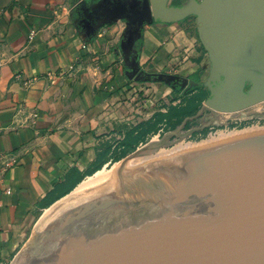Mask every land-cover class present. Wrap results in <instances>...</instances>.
Returning a JSON list of instances; mask_svg holds the SVG:
<instances>
[{
  "label": "crops",
  "instance_id": "1",
  "mask_svg": "<svg viewBox=\"0 0 264 264\" xmlns=\"http://www.w3.org/2000/svg\"><path fill=\"white\" fill-rule=\"evenodd\" d=\"M96 6L106 20L82 17L75 0H0V153L15 161L0 171L2 260L107 166L109 142L129 130L134 146L158 113L229 100L261 76L218 59L264 60V0Z\"/></svg>",
  "mask_w": 264,
  "mask_h": 264
},
{
  "label": "water",
  "instance_id": "2",
  "mask_svg": "<svg viewBox=\"0 0 264 264\" xmlns=\"http://www.w3.org/2000/svg\"><path fill=\"white\" fill-rule=\"evenodd\" d=\"M218 60L264 74L263 65ZM252 99L237 93L219 109ZM208 107L136 155L156 154L209 126L218 112L183 129ZM128 164L49 208L11 264H264V129Z\"/></svg>",
  "mask_w": 264,
  "mask_h": 264
},
{
  "label": "rangeland",
  "instance_id": "3",
  "mask_svg": "<svg viewBox=\"0 0 264 264\" xmlns=\"http://www.w3.org/2000/svg\"><path fill=\"white\" fill-rule=\"evenodd\" d=\"M100 1L101 0H75L77 11L82 17L86 18L89 21L96 22L100 19L106 20L107 15L101 12L102 7L98 8L96 6L100 3ZM108 1L116 2L117 0ZM92 5H94V7H92ZM243 63L244 65L258 64L264 66V60H251L245 61ZM251 73L256 74L257 72H246L244 74ZM260 90H262V93L259 94L258 92H261ZM239 94H243L247 97H254V99L249 101H241L237 106L230 107L226 110H221L219 109V107L227 99L209 103L210 107L202 110L200 114L195 116L194 118L187 120L183 125V129H188L193 126L200 125L210 120L213 116L212 113L214 111L218 112V117L215 118V120H213V122L209 126L203 128L200 131L194 132L193 134H191V136L180 140L174 146L161 148L159 151H167L173 149L178 145H183L186 149L212 143L214 142V140H210L214 137H218L220 133L227 134L228 136H235L245 132L247 133L259 129H264V74H261L259 80L257 79L254 85H252L251 82L247 83L245 90L243 92H239ZM199 109L200 108L184 116L181 115L182 111L179 110H173L169 113L168 116L166 115L167 112H163L159 115H156L154 121L143 122V124L140 126V130H138L141 134L140 142L136 141L134 143V146L130 135L132 133L127 130L124 137L120 138L119 140L109 142L106 152V158L109 163L107 164V166L100 168V170H109L111 168H116V170H118L124 163L135 160V157L137 156L136 150H144L149 142L157 141L164 132L176 128L182 123L185 117L195 115L199 111ZM137 136L138 135H136V137ZM125 160L127 162H125ZM32 233L30 234L29 238L31 237ZM23 246L21 247V249L23 248Z\"/></svg>",
  "mask_w": 264,
  "mask_h": 264
},
{
  "label": "bare ground",
  "instance_id": "4",
  "mask_svg": "<svg viewBox=\"0 0 264 264\" xmlns=\"http://www.w3.org/2000/svg\"><path fill=\"white\" fill-rule=\"evenodd\" d=\"M246 133V132H245ZM243 134V133H242ZM241 135V134H239ZM230 137H233L232 136H228L227 134H223V133H220L218 137H214L212 138L210 141L214 140V142L216 141H220V140H223V139H227V138H230ZM150 143V142H149ZM209 144V143H208ZM146 146V145H145ZM185 146L183 145H178L176 147H174L173 149H170V150H167V151H159L157 152L156 154H151L149 156H144V157H141V158H137L135 157V160L133 161H130L129 162V166L131 168H135L136 166H140V165H143V164H146V163H151V162H156L160 159H163V158H166L168 156H171L177 152H179L180 150H183L185 149L184 148ZM144 149V148H143ZM125 162H127L125 160ZM118 169V168H117ZM116 168H111V169H101V170H98L96 171L93 175H90V176H87L78 186L77 188L72 192H77L81 189H84V188H87V187H90L92 185H95V184H98V183H101L105 180H108L110 178H113L116 176Z\"/></svg>",
  "mask_w": 264,
  "mask_h": 264
},
{
  "label": "trees",
  "instance_id": "5",
  "mask_svg": "<svg viewBox=\"0 0 264 264\" xmlns=\"http://www.w3.org/2000/svg\"><path fill=\"white\" fill-rule=\"evenodd\" d=\"M199 104H200V100H198V102H196L195 100H192V101H188L184 106H172L169 108L166 115L168 116L169 113L172 112L173 110H177V111L179 110V111H182L181 115L184 116L198 109ZM159 114L161 113H158L157 115Z\"/></svg>",
  "mask_w": 264,
  "mask_h": 264
},
{
  "label": "built area",
  "instance_id": "6",
  "mask_svg": "<svg viewBox=\"0 0 264 264\" xmlns=\"http://www.w3.org/2000/svg\"><path fill=\"white\" fill-rule=\"evenodd\" d=\"M32 116H36V115L32 114ZM14 163L15 161L11 157H9L6 154L0 153V171L10 168ZM11 263H12L11 260L0 259V264H11Z\"/></svg>",
  "mask_w": 264,
  "mask_h": 264
}]
</instances>
